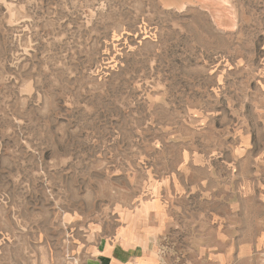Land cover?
I'll use <instances>...</instances> for the list:
<instances>
[{"label":"rangeland","instance_id":"rangeland-1","mask_svg":"<svg viewBox=\"0 0 264 264\" xmlns=\"http://www.w3.org/2000/svg\"><path fill=\"white\" fill-rule=\"evenodd\" d=\"M103 245L264 264V0H0V264Z\"/></svg>","mask_w":264,"mask_h":264},{"label":"crops","instance_id":"crops-1","mask_svg":"<svg viewBox=\"0 0 264 264\" xmlns=\"http://www.w3.org/2000/svg\"><path fill=\"white\" fill-rule=\"evenodd\" d=\"M128 241V240H127ZM132 242V241H131ZM125 250V252H124ZM137 250V246L123 245L121 248L117 245H103L96 254H92L87 259V264H154L156 257L148 253L147 250ZM141 252L140 254L138 252ZM137 254V258L130 254Z\"/></svg>","mask_w":264,"mask_h":264}]
</instances>
